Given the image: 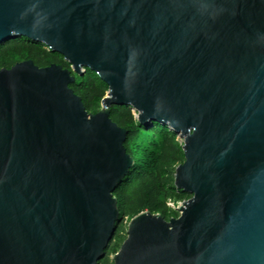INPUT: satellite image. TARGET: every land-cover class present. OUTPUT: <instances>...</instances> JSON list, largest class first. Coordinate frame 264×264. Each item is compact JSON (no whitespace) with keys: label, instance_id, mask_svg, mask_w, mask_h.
I'll list each match as a JSON object with an SVG mask.
<instances>
[{"label":"water","instance_id":"water-1","mask_svg":"<svg viewBox=\"0 0 264 264\" xmlns=\"http://www.w3.org/2000/svg\"><path fill=\"white\" fill-rule=\"evenodd\" d=\"M69 63L0 67V264H97L134 160L111 104L181 137L165 218L132 215L113 264H264V0H0V42ZM106 83L98 110L69 85Z\"/></svg>","mask_w":264,"mask_h":264},{"label":"trees","instance_id":"trees-1","mask_svg":"<svg viewBox=\"0 0 264 264\" xmlns=\"http://www.w3.org/2000/svg\"><path fill=\"white\" fill-rule=\"evenodd\" d=\"M25 58L33 59L38 65L55 62L69 67L60 53L50 50L40 41L19 35L0 42V67H9ZM84 69L82 75L73 73L75 79L69 85L81 96L85 108L94 112L99 109L107 85L93 70ZM109 111L111 119L127 129L124 146L134 160L113 191L119 209L118 219L121 215L132 216L144 209L165 218L177 215V210L168 201L177 204L190 194L175 188L173 183V170L183 160L181 142L176 139V133L155 120L150 125L138 122L128 105L111 104ZM118 229L117 226L113 234L116 242L110 247L114 252L120 245L119 240L124 237L118 234ZM103 263L104 257L97 262Z\"/></svg>","mask_w":264,"mask_h":264},{"label":"rangeland","instance_id":"rangeland-1","mask_svg":"<svg viewBox=\"0 0 264 264\" xmlns=\"http://www.w3.org/2000/svg\"><path fill=\"white\" fill-rule=\"evenodd\" d=\"M105 94V93H104ZM99 107H100V102H99ZM131 112L134 114L135 113V110L133 108H131ZM176 139L181 142V137L176 133ZM175 169V168H174ZM174 172V170H173ZM168 204L171 206H176L177 204H174L172 201H168ZM130 215L129 214H125V215H121L119 217V219L117 220V225H116V228L117 226L119 227L118 229V234L119 235H124L125 236V231H126V227H127V222L128 220L130 219ZM116 230V229H115ZM124 238V237H123ZM121 239L119 240V242L121 243ZM116 242L115 238H111L109 243H108V246L105 250V255L103 256L104 257V263L103 264H109L111 263L112 259H111V256L112 254L114 253V251L110 250V247L113 246V244ZM117 246V245H116ZM117 248V247H116Z\"/></svg>","mask_w":264,"mask_h":264}]
</instances>
